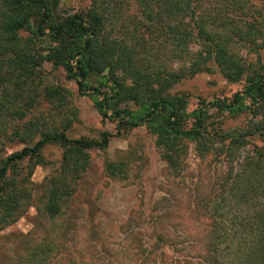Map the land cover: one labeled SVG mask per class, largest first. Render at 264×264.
<instances>
[{
    "label": "rangeland",
    "instance_id": "374dc122",
    "mask_svg": "<svg viewBox=\"0 0 264 264\" xmlns=\"http://www.w3.org/2000/svg\"><path fill=\"white\" fill-rule=\"evenodd\" d=\"M94 2L60 0L57 10L88 20ZM97 3L98 14L107 11L104 28L110 37L124 36L130 44L132 35V39L142 37L150 42L160 31V26L148 28L137 0ZM194 16V21L225 34L223 44L229 37L227 54L244 71L238 82H230L210 61L205 70L176 84L171 92L186 95L188 123L193 121L191 113L203 104H228L236 93L242 95L248 79L259 75L264 80V0H197ZM32 30L33 24L20 37L31 42L28 52L40 62V75L32 84L37 100L22 115L0 116V165L12 153L32 147L56 130L64 129L73 140L99 141L103 132L111 137L106 149L87 152L86 170L73 176L71 195L60 201L54 215L45 209L47 186L60 172L63 149L48 143L38 161L24 159L9 165L4 182L12 187L16 184L23 196L10 210L3 209L0 201V264H170L171 260L172 264H196L214 224L221 222L211 217L209 206L229 188L230 184L225 189L222 185L232 181L230 170L238 171L242 157L254 148L264 150V130L254 131L261 124L264 127V102L244 97L231 111L208 109L204 142L209 150L197 149L194 141L177 139L182 154L180 168L173 172L145 124L124 128L118 118L102 119L90 92L81 96L76 83L67 80L63 69L51 61L55 43L34 38ZM167 49L163 65L173 69L193 65L192 61L169 60ZM187 49L197 56L199 43H189ZM125 83L129 86L131 81ZM53 88L67 92L64 102L46 97ZM120 108L140 109L133 103ZM251 131L243 138L235 162L229 161V138ZM108 161L122 163V172L109 175L105 170ZM234 200L226 198L222 205L229 209L223 216L227 224L237 213ZM232 204L235 208L230 211Z\"/></svg>",
    "mask_w": 264,
    "mask_h": 264
},
{
    "label": "trees",
    "instance_id": "16d2710c",
    "mask_svg": "<svg viewBox=\"0 0 264 264\" xmlns=\"http://www.w3.org/2000/svg\"><path fill=\"white\" fill-rule=\"evenodd\" d=\"M59 1L0 0V116L22 115L37 100V90L32 84L40 75V62L35 54L29 53L31 42L20 37V33L31 24L34 38H48L55 43L51 61L63 69L67 80L76 83L81 96L90 92L102 119L118 118L119 125L124 128L145 124V128L156 136L161 157L173 172L180 168L182 154L177 139L194 141L197 149L209 150L204 142L208 109L231 111L241 105L244 97L264 102V80L258 75L248 79L242 95L236 93L228 104L218 101L198 107L191 113L193 121L188 123L186 95L171 92L176 84L205 70L210 61L230 82H238L244 71L243 65L227 54L225 46L230 43L229 37L223 44L225 34L205 27L203 21H194L197 0H137L146 14L148 28L160 26V31L151 37L150 42L142 37L132 39L130 35L129 41H133L130 44L123 39L124 36L116 39L105 32L107 11L104 9L103 14L95 11L97 0L88 20L79 14L58 13ZM195 42L200 46L197 56L187 49L189 43ZM167 46L170 47L167 49L169 60L192 61L193 65L177 69L163 65L162 55H166L163 51ZM126 80L131 81L129 86ZM66 95L61 88L46 92L47 98L57 97L62 102ZM127 103L137 105L139 111L120 108ZM261 130H264L262 124L254 131ZM254 131L229 138V161L235 162L243 138ZM110 137L109 133L103 132L99 141L73 140L67 137L64 129H60L39 139L32 147L6 157L0 165L3 209L16 208L23 196V192L15 188L16 184L12 187L4 182L9 165L24 159L38 161L43 147L56 143L63 149L62 164L59 174L48 182L45 204L48 214H56L60 201L71 195L73 176L86 170L87 152L93 148L106 149ZM121 165L108 161L105 170L115 176L122 172ZM229 175L233 177L232 181H224L222 185L225 189L230 184L229 188L209 206L211 217L221 222L214 224L208 246L196 264H264V150L254 148L242 157L239 170L235 173L230 170ZM233 197L237 198L234 200L235 205L238 204L237 213L227 224L223 216L229 209L222 205L226 198L231 201ZM229 206L230 211L235 208L233 204ZM160 255L162 259L164 256Z\"/></svg>",
    "mask_w": 264,
    "mask_h": 264
}]
</instances>
